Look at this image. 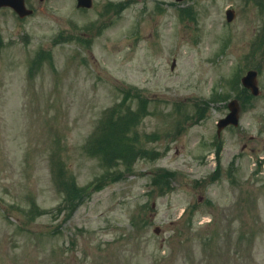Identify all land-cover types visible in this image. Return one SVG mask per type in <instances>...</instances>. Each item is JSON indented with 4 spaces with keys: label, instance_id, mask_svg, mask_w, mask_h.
Segmentation results:
<instances>
[{
    "label": "rangeland",
    "instance_id": "374dc122",
    "mask_svg": "<svg viewBox=\"0 0 264 264\" xmlns=\"http://www.w3.org/2000/svg\"><path fill=\"white\" fill-rule=\"evenodd\" d=\"M242 1L127 0L103 15L107 0L88 10L27 0L24 18L0 9V264H239L240 236L264 264V44L253 47L264 12ZM228 6L241 8L231 22ZM251 68L260 96L241 82ZM126 90L115 115L147 107L133 130L141 151L105 166L86 145ZM233 98L240 124L218 137ZM123 139L110 132L106 152ZM58 164L81 187L71 206Z\"/></svg>",
    "mask_w": 264,
    "mask_h": 264
},
{
    "label": "trees",
    "instance_id": "16d2710c",
    "mask_svg": "<svg viewBox=\"0 0 264 264\" xmlns=\"http://www.w3.org/2000/svg\"><path fill=\"white\" fill-rule=\"evenodd\" d=\"M124 99H126V97ZM144 113L145 112L143 111V114ZM124 116L125 119L121 121L120 120L121 117L117 118L115 114H112L110 118L106 119L104 122V126L102 128L101 134L98 136L100 140L97 141L96 143L95 140L93 144H90L89 151L94 148V151L95 153H97V155H99L100 153L101 158L103 160L101 161V163L103 162L105 166H108L109 164L114 165V159L116 158H123L124 162L128 163V160H130L132 156L135 157L138 152L140 153V150L138 151L136 149L138 137L137 135L131 136L132 127L130 126L135 123L137 124L138 118L137 116L133 115L132 117L134 118L132 121L131 119H129V114H125ZM128 122L129 125H127ZM115 130H121L124 134V139L118 143H115L113 153L108 154L106 152V149L108 147V142H104V141L107 135ZM63 169L64 166L61 167L60 164V167H58V169L55 170V175L57 177V185L61 190L65 191L67 195V201H68L67 203H69L68 205L71 206L72 200L76 198L81 192L80 190L81 187L77 185L74 176H72L71 173L68 175L65 171H63ZM112 174H113L112 170L108 171V176L105 175V178H101L95 185H93V187H97L98 185H100L101 182L103 183L106 181V179H110L112 177ZM166 175L168 177L161 179L159 181L160 184L164 182L166 179H168L172 175V173L168 172Z\"/></svg>",
    "mask_w": 264,
    "mask_h": 264
},
{
    "label": "water",
    "instance_id": "95a60500",
    "mask_svg": "<svg viewBox=\"0 0 264 264\" xmlns=\"http://www.w3.org/2000/svg\"><path fill=\"white\" fill-rule=\"evenodd\" d=\"M4 5L13 6L21 15H25L31 12V10H27L24 0H0V7ZM79 5L91 6L92 0H79ZM233 16L234 14L229 12V19H232ZM174 65L175 63H173V66ZM242 82L247 88L251 89L254 94L260 93L257 80V72L255 70L249 71L248 74L242 78ZM229 107L231 109L230 113L226 117L222 118L218 123L219 132L228 124L238 125L239 123L241 108L238 100H232L229 103ZM156 230L159 231V228H156Z\"/></svg>",
    "mask_w": 264,
    "mask_h": 264
},
{
    "label": "flooded vegetation",
    "instance_id": "af4514ba",
    "mask_svg": "<svg viewBox=\"0 0 264 264\" xmlns=\"http://www.w3.org/2000/svg\"><path fill=\"white\" fill-rule=\"evenodd\" d=\"M244 1H246V0H243L242 2H244ZM264 1V0H263ZM263 141H264V138H263ZM263 146H264V144H263ZM247 147V144H244V146H243V150L245 149ZM252 150L254 151L255 150V148H252ZM248 236H240V238H239V241H238V246H237V249H238V256H239V264H244V257H256V259H257V254H258V252L255 250V249H257V245H256V242L254 241V239H250V240H248ZM242 241L244 242V244L245 245H247L248 246V249H249V251H248V255L246 256V255H244V252H243V247H242ZM250 242V243H249ZM207 245H208V243H207ZM244 245V246H245ZM253 250H254V252H253ZM255 254V256H254V254ZM254 259V258H253ZM248 261H249V259H248ZM195 263H198V264H200L201 263V261L200 260H196V262ZM203 263H205L204 261H203ZM254 264H260L259 263V261H258V259H257V262L256 261H254Z\"/></svg>",
    "mask_w": 264,
    "mask_h": 264
}]
</instances>
